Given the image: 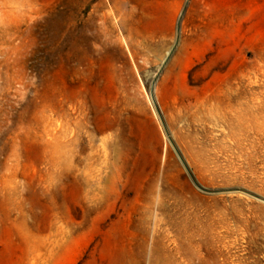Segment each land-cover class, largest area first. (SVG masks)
<instances>
[{
	"label": "rangeland",
	"instance_id": "374dc122",
	"mask_svg": "<svg viewBox=\"0 0 264 264\" xmlns=\"http://www.w3.org/2000/svg\"><path fill=\"white\" fill-rule=\"evenodd\" d=\"M0 264H264V0H0Z\"/></svg>",
	"mask_w": 264,
	"mask_h": 264
},
{
	"label": "water",
	"instance_id": "95a60500",
	"mask_svg": "<svg viewBox=\"0 0 264 264\" xmlns=\"http://www.w3.org/2000/svg\"><path fill=\"white\" fill-rule=\"evenodd\" d=\"M180 20H181V18H179V23H178V34H179V28H180ZM152 95H153V98H154V101H155L156 107H157V109H158V112H159V114H160V116H161V118H162V120H163V123H164L165 127L167 128L166 123H165V120H164L163 115H162V112H161V109H160V106H159L158 102L156 101V98H155V95H154V91H153V87H152ZM170 140H171L172 144L175 146L177 152L179 153L180 157L182 158V160H183L184 164L186 165V167L188 168L189 172L191 173L194 182H195L198 186H200V187H202V188H204V189H206V190H208V191H211V192L231 190L230 188H223V189H208V188H205V187L201 186V185L198 183V181L196 180V178L194 177V175L192 174V172H191V170H190V168H189V166H188L186 160H185L184 157L182 156L180 150L178 149V147H177L176 143L174 142L173 138L171 137V135H170ZM234 189H237V188H234Z\"/></svg>",
	"mask_w": 264,
	"mask_h": 264
}]
</instances>
